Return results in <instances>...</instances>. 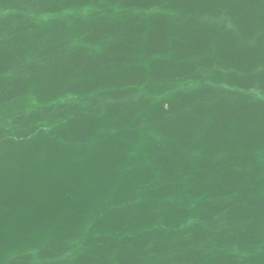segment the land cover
<instances>
[{"label":"water","instance_id":"obj_1","mask_svg":"<svg viewBox=\"0 0 264 264\" xmlns=\"http://www.w3.org/2000/svg\"><path fill=\"white\" fill-rule=\"evenodd\" d=\"M0 264H264V0H0Z\"/></svg>","mask_w":264,"mask_h":264}]
</instances>
